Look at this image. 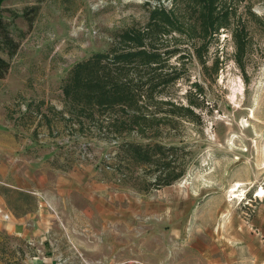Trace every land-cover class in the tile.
<instances>
[{
    "label": "rangeland",
    "instance_id": "374dc122",
    "mask_svg": "<svg viewBox=\"0 0 264 264\" xmlns=\"http://www.w3.org/2000/svg\"><path fill=\"white\" fill-rule=\"evenodd\" d=\"M159 7L175 21L164 33ZM0 16L20 45L0 53V264H264V0H0ZM131 28L159 32L144 41L174 77L154 100L194 112L150 137L117 132L120 109L79 117L62 89ZM122 140L179 147V177L120 162Z\"/></svg>",
    "mask_w": 264,
    "mask_h": 264
},
{
    "label": "trees",
    "instance_id": "16d2710c",
    "mask_svg": "<svg viewBox=\"0 0 264 264\" xmlns=\"http://www.w3.org/2000/svg\"><path fill=\"white\" fill-rule=\"evenodd\" d=\"M208 5L211 3L208 1ZM213 11L209 10L208 12ZM224 17L221 12L212 16L202 14L199 21L200 29L204 34H212L215 29L208 27L217 19ZM206 18H209L206 21ZM161 20L156 23V20ZM9 22L0 16V53L6 52L7 57H12L19 48V40H15L9 30ZM150 28L156 27L160 31L167 32L175 27V21L159 7L150 17ZM149 30V29H148ZM159 32H156L158 34ZM156 34L135 30L131 28L125 35V40L131 45L123 50H111L108 53L96 52L89 59L76 63L70 71L67 83L63 86V94L67 102L71 103L80 114L79 117L88 120L98 118L100 115L120 109L122 115L110 118L109 122L120 132L121 130L135 129L141 137H150L151 134H158L160 124L174 125L176 120L183 116L184 110L187 114H194L190 106L178 105L175 101L156 102L154 91L159 85L165 86L174 77L164 78L163 73L158 70L162 68L163 55L158 48L147 45L145 38L152 42ZM239 41V40H238ZM241 46L240 42L238 43ZM9 68V60L4 59L0 54V78L5 76ZM169 76V75H168ZM171 78V80H170ZM145 79V81H142ZM138 80H141L138 82ZM147 86L146 97L141 92ZM145 98L142 101V98ZM154 104L155 107L168 105L169 109L162 114L157 111H145L143 104ZM178 112H181L179 114ZM97 113V114H96ZM122 140V152L120 162L134 163L136 166L145 164L158 165V168L166 167L159 182L170 184L180 173L173 172V163L176 150L179 147L172 144H164L160 141L150 140L140 142L135 140ZM169 168H172L170 170ZM250 195V194H249Z\"/></svg>",
    "mask_w": 264,
    "mask_h": 264
},
{
    "label": "bare ground",
    "instance_id": "6f19581e",
    "mask_svg": "<svg viewBox=\"0 0 264 264\" xmlns=\"http://www.w3.org/2000/svg\"><path fill=\"white\" fill-rule=\"evenodd\" d=\"M262 194H264V190H261Z\"/></svg>",
    "mask_w": 264,
    "mask_h": 264
}]
</instances>
